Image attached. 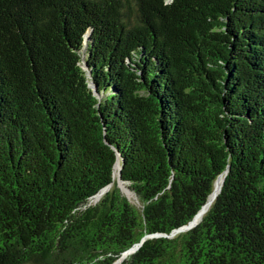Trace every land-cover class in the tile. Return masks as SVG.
<instances>
[{"label": "trees", "instance_id": "16d2710c", "mask_svg": "<svg viewBox=\"0 0 264 264\" xmlns=\"http://www.w3.org/2000/svg\"><path fill=\"white\" fill-rule=\"evenodd\" d=\"M0 264H264V0H0Z\"/></svg>", "mask_w": 264, "mask_h": 264}, {"label": "water", "instance_id": "95a60500", "mask_svg": "<svg viewBox=\"0 0 264 264\" xmlns=\"http://www.w3.org/2000/svg\"><path fill=\"white\" fill-rule=\"evenodd\" d=\"M87 39H88V38L86 37V40H87ZM78 65H80L81 69L84 71V74H85V76H86V83H87L88 88H89L90 91H92V93H94V95H95V94H96V85L93 83V81H92L91 78H90V72H89L88 67H87L88 64H86V61H85V59H84V55H83L82 53L80 54V64H78ZM114 151H115V160H114V163H113L112 176L114 177V166L117 164V165H118V169H117V186L119 187V189L121 190V192L127 197V199L130 200L129 197L126 195V193L123 192V190H122V188H121V186H120V184H119V181L123 182V181L121 180V178H120V170H121V166H122V165H121V163H120L119 153H118L115 149H114ZM226 172H227V170H223V172L220 173V174H218L217 177L215 178V180H216L220 175H222V182H221V185H222V183H223V181H224V177H225ZM215 180H214V182H215ZM214 182H213V185H214ZM110 185H111V184L107 185V186L104 187V188H101L96 194H94L92 197H90V201H91V202H97V200L101 197V195H102L107 189H109ZM221 185H220V187H219L218 192L215 194V197H216V195H217L218 193H220L219 191H220ZM128 188H129V187H128ZM128 190H129V189H128ZM212 190H213V187H212ZM212 190H211V192H212ZM130 191H131V190H130ZM131 192H132V191H131ZM132 193H133V192H132ZM210 194H211V193L209 192L206 201L208 200V197H209ZM94 196H96V198H94ZM215 197H214V198H215ZM214 198H213V199H214ZM206 201H205V203H206ZM212 201H213V200H212ZM212 201L210 202V204L212 203ZM205 203L199 208V210L195 213V215L192 217L191 220H189L186 224L181 225L180 227H178V228H176V229H173V230L171 231V233H170L169 235H167V236H172V235H174V234H176V233H178V232L186 231V230H188V229L194 227V226L200 221V219H201V218H200L198 221H195V220H194V217L198 214V212H200V211L202 210V208H203V206L205 205ZM210 204H209V206H210ZM207 209H208V208H207ZM207 209H206V210H207ZM206 210H205V212H206ZM205 212H204V213H205ZM156 235H161V234H156ZM139 244H140V243L135 244V245L132 246L131 248H129V249H127L126 251H124L123 254H122V256L125 255V254H128V253H131V252L135 251V250L138 248V245H139Z\"/></svg>", "mask_w": 264, "mask_h": 264}, {"label": "bare ground", "instance_id": "6f19581e", "mask_svg": "<svg viewBox=\"0 0 264 264\" xmlns=\"http://www.w3.org/2000/svg\"><path fill=\"white\" fill-rule=\"evenodd\" d=\"M85 42H87V40H85ZM85 48H83L84 51ZM82 51V54L85 56V53ZM90 72V71H89ZM117 169H118V165L116 164L114 166V178L117 180ZM222 182V175H220L214 182L213 185V190L212 192H210L211 194L208 197V200L206 201L205 205L203 206L202 210L200 212H198V214L194 217L195 221H198L202 215L204 214L205 210L208 208L210 202L213 200V198L215 197V194L218 192L219 187L221 185ZM119 184L123 190L124 193H126V195L130 198L131 195L133 194L130 190H128L129 188L127 187V184L125 182H121L119 181ZM94 198H96V196H94ZM132 200V199H131ZM127 256V254L121 256V258L119 259V261H121L123 258H125Z\"/></svg>", "mask_w": 264, "mask_h": 264}, {"label": "rangeland", "instance_id": "374dc122", "mask_svg": "<svg viewBox=\"0 0 264 264\" xmlns=\"http://www.w3.org/2000/svg\"><path fill=\"white\" fill-rule=\"evenodd\" d=\"M84 40H86V37H84ZM129 199H130V201H131L132 203L138 204L137 201H136V197H135L134 194H132L131 197H130ZM131 199H132V200H131Z\"/></svg>", "mask_w": 264, "mask_h": 264}]
</instances>
